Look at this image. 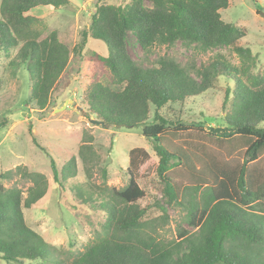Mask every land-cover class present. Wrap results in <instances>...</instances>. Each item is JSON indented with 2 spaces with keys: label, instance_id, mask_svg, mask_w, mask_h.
I'll return each mask as SVG.
<instances>
[{
  "label": "trees",
  "instance_id": "1",
  "mask_svg": "<svg viewBox=\"0 0 264 264\" xmlns=\"http://www.w3.org/2000/svg\"><path fill=\"white\" fill-rule=\"evenodd\" d=\"M107 1L97 0L89 25L79 31V40L71 47L57 30L30 14L37 8L68 9L69 0H1L0 56L10 67L25 68L30 82L27 101L43 111L70 57L82 59L89 40L102 42L105 56L91 52L86 57L90 75L82 100L94 120L108 127L141 129L158 158L155 173L162 184V200L153 207L160 215L152 217L151 207L138 203L145 194L136 174L148 153L129 150L126 185L107 188V170L100 166L92 137L87 136L77 152L61 156L59 163L47 156L53 182L70 193L74 203L97 207L105 215L100 231H94L81 250L47 243L26 224L23 210L46 195L48 180L40 172L17 166L0 172V260L8 264H264V68L242 43L245 28L221 19L220 11L229 0ZM128 33L144 52L177 42L202 53L225 48L236 56L238 65L215 53L207 63L182 64L163 56L144 67L126 51ZM220 77L232 84L222 101V132L205 129L203 122H171L160 113L167 104L204 94ZM78 161L83 181L76 180ZM97 170L103 186L92 182ZM14 177L30 185L25 191L6 189L2 181ZM180 205L190 230L178 228L176 238L167 240L159 230L168 222L167 209Z\"/></svg>",
  "mask_w": 264,
  "mask_h": 264
},
{
  "label": "rangeland",
  "instance_id": "2",
  "mask_svg": "<svg viewBox=\"0 0 264 264\" xmlns=\"http://www.w3.org/2000/svg\"><path fill=\"white\" fill-rule=\"evenodd\" d=\"M69 1L71 7L68 9L37 8L30 14L42 18L49 29L57 30L73 47L79 40V31L89 25L98 3L97 0ZM107 2L115 3L113 0ZM145 5L149 6V3L145 2ZM220 15L224 22L245 28L246 35L242 43L258 57L259 67L264 68V0H229L228 7L221 10ZM126 51L133 61L144 67H150L157 58L163 56L182 64L207 63L215 53L223 54L229 63L238 65L236 56L225 48L202 53L177 42L173 46L155 45L144 52L131 33L126 37ZM91 52L105 56L107 48L102 42L89 40L82 59L71 56L52 91L49 105L43 111L36 110L27 101L30 82L25 68L10 67L8 61L0 56V172L24 166L46 176V195L35 206L23 210L24 218L26 224L47 243L65 250H81L93 238V232L100 231L105 215L96 206L90 209L74 203L71 194L53 182L48 156L59 163L61 156L77 152L81 143L87 141V136H91V143L100 156V166L107 170L104 185L120 189L127 183L125 170L128 167L129 150L143 149L149 157L138 166L136 174V181L145 194L138 203L142 207H151L150 215L154 217L159 216L160 212L153 206L162 200V184L155 173L158 158L148 140L142 136L141 129L104 127L90 122L94 117L82 98L90 75L86 57ZM229 86L232 84L220 77L204 94L188 98L183 103L167 104L160 113L171 122H203L205 129L221 127V106L225 89ZM67 101L73 104L68 103L62 109ZM149 115L151 121L152 107ZM29 129L43 150L32 142ZM76 180H85L80 161ZM92 182L103 186L98 170L93 174ZM2 185L6 189L17 187L25 191L30 183L14 177L11 181H2ZM185 214L183 205L169 207L168 222L159 230L161 235L170 240L176 238L178 228L190 230L184 221ZM0 264L8 263L0 260Z\"/></svg>",
  "mask_w": 264,
  "mask_h": 264
},
{
  "label": "water",
  "instance_id": "3",
  "mask_svg": "<svg viewBox=\"0 0 264 264\" xmlns=\"http://www.w3.org/2000/svg\"><path fill=\"white\" fill-rule=\"evenodd\" d=\"M68 103H72V104H73L72 101H67V102L63 105L62 109H63V108L65 107V105L68 104ZM90 122L93 123V124H100V125H102V126H104V127H108V125H104V124H102L101 122H98V121H96V120H94V119H91ZM210 131L213 132V133H220V132L223 131V129L220 128V127L215 128V129L211 128Z\"/></svg>",
  "mask_w": 264,
  "mask_h": 264
}]
</instances>
